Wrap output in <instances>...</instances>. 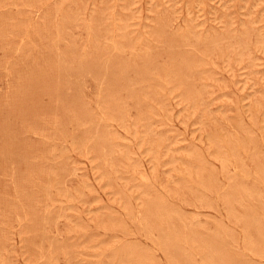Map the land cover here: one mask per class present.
<instances>
[{
  "label": "rangeland",
  "instance_id": "rangeland-1",
  "mask_svg": "<svg viewBox=\"0 0 264 264\" xmlns=\"http://www.w3.org/2000/svg\"><path fill=\"white\" fill-rule=\"evenodd\" d=\"M205 262L264 264V0H0V264Z\"/></svg>",
  "mask_w": 264,
  "mask_h": 264
},
{
  "label": "bare ground",
  "instance_id": "bare-ground-1",
  "mask_svg": "<svg viewBox=\"0 0 264 264\" xmlns=\"http://www.w3.org/2000/svg\"><path fill=\"white\" fill-rule=\"evenodd\" d=\"M73 2V1H72ZM169 33V32H168ZM171 35V34H170ZM250 43V42H249ZM230 46V45H229ZM58 48V47H57ZM171 48V47H170ZM72 50V49H71ZM242 50V49H241ZM226 58V57H225ZM149 63V62H148ZM127 67V66H126ZM185 67V66H184ZM76 70V69H75ZM102 114V113H101ZM95 134V133H94ZM10 138V137H9ZM81 140V139H80ZM97 140V139H96ZM90 141V140H89ZM95 142V141H94ZM79 147V146H78ZM99 147V146H98ZM112 150V149H111ZM175 170V169H174ZM236 172V171H235ZM260 172V171H259ZM238 189V188H237ZM252 193V192H251ZM260 198V197H259ZM240 206V205H239ZM156 209V208H155ZM163 209V208H162ZM157 210V209H156ZM169 212H171V211H169ZM158 213V212H157ZM150 215V214H149ZM157 215V214H156ZM161 215V214H160ZM164 215V214H163ZM175 217V216H174ZM168 218V217H167ZM164 219V218H163ZM192 220V219H191ZM237 220V219H236ZM167 226V225H166ZM145 227V226H144ZM213 232V231H212ZM258 232V231H257ZM246 233V232H245ZM259 233V232H258ZM166 235V234H165ZM228 235V234H227ZM181 236V235H180ZM179 237V236H178ZM170 238V237H169ZM158 239V238H157ZM181 239V238H180ZM215 241V240H214ZM156 243V242H155ZM173 243V242H172ZM187 243V242H186ZM253 243V242H252ZM201 244V243H200ZM228 245V244H227ZM174 246H175V244H174ZM199 246V245H198ZM208 247V246H207ZM254 247V246H253ZM175 248H176V246H175ZM179 248V247H178ZM134 252V251H133ZM179 252V251H178ZM209 252V251H208ZM214 252V251H213ZM258 252V251H257ZM182 253H183V251H182ZM256 253V252H255ZM190 254V253H189ZM212 254V253H211ZM260 254V253H259ZM186 255V254H185ZM221 255H222V253H221ZM216 256V255H215ZM133 257H131V259H132ZM221 258V257H220ZM44 260H45V258H44ZM212 260H214V259H212ZM217 260V259H216ZM132 261H133V259H132ZM135 261V263H137L138 261H136V260H134ZM207 261V260H206ZM128 262V261H127ZM213 262H215V261H213ZM133 263V262H132ZM143 263V262H142ZM177 263V262H176ZM222 263V262H221ZM226 263V262H225ZM139 264V263H138ZM146 264V263H145ZM194 264V263H193ZM205 264H207L206 262H205Z\"/></svg>",
  "mask_w": 264,
  "mask_h": 264
}]
</instances>
